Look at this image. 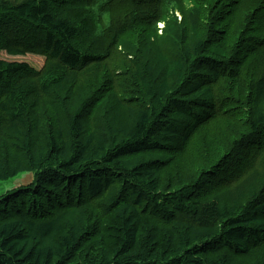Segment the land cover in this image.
Returning a JSON list of instances; mask_svg holds the SVG:
<instances>
[{
	"label": "trees",
	"instance_id": "16d2710c",
	"mask_svg": "<svg viewBox=\"0 0 264 264\" xmlns=\"http://www.w3.org/2000/svg\"><path fill=\"white\" fill-rule=\"evenodd\" d=\"M0 51V264H264V0H0Z\"/></svg>",
	"mask_w": 264,
	"mask_h": 264
},
{
	"label": "rangeland",
	"instance_id": "374dc122",
	"mask_svg": "<svg viewBox=\"0 0 264 264\" xmlns=\"http://www.w3.org/2000/svg\"><path fill=\"white\" fill-rule=\"evenodd\" d=\"M0 60L6 62H24L28 63L30 66L37 70H41L45 65V59L41 56L37 55H27V56H11L5 51H0ZM253 149L249 152L244 154L245 159L251 156ZM246 155V156H245ZM32 180V175L30 174H23L13 179L9 182H5L4 184L0 185V196L5 193L6 191L13 190L14 188H20L23 186H27V184Z\"/></svg>",
	"mask_w": 264,
	"mask_h": 264
},
{
	"label": "clouds",
	"instance_id": "9594fccd",
	"mask_svg": "<svg viewBox=\"0 0 264 264\" xmlns=\"http://www.w3.org/2000/svg\"><path fill=\"white\" fill-rule=\"evenodd\" d=\"M44 58V57H43Z\"/></svg>",
	"mask_w": 264,
	"mask_h": 264
}]
</instances>
